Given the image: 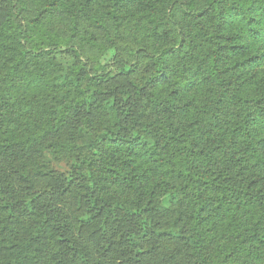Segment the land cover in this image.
I'll list each match as a JSON object with an SVG mask.
<instances>
[{
    "label": "trees",
    "instance_id": "16d2710c",
    "mask_svg": "<svg viewBox=\"0 0 264 264\" xmlns=\"http://www.w3.org/2000/svg\"><path fill=\"white\" fill-rule=\"evenodd\" d=\"M91 226L264 264V0H0V264H101Z\"/></svg>",
    "mask_w": 264,
    "mask_h": 264
},
{
    "label": "rangeland",
    "instance_id": "374dc122",
    "mask_svg": "<svg viewBox=\"0 0 264 264\" xmlns=\"http://www.w3.org/2000/svg\"><path fill=\"white\" fill-rule=\"evenodd\" d=\"M103 59V58H102ZM72 158V157H71ZM71 158H67L61 163L57 165V170L60 174L64 175L66 178H69L70 180H76V175H70L71 171L73 170L74 166V160ZM99 231L98 226H91L88 228H85L83 231L79 232L76 231V237L78 238V241L86 246L89 254L91 257L101 264H109V262L112 261L111 255L107 253V247L106 240H103L100 233H97ZM100 250H102V253L104 256H106V259L103 258L100 255ZM166 264H176V262H168Z\"/></svg>",
    "mask_w": 264,
    "mask_h": 264
}]
</instances>
